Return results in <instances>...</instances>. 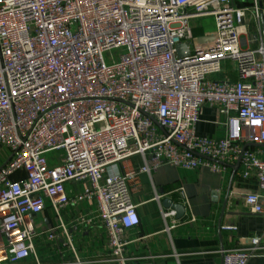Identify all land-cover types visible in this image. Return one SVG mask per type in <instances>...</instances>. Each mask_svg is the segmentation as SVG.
<instances>
[{"label":"built area","instance_id":"2783aa9c","mask_svg":"<svg viewBox=\"0 0 264 264\" xmlns=\"http://www.w3.org/2000/svg\"><path fill=\"white\" fill-rule=\"evenodd\" d=\"M261 1L0 0V145L9 149L0 166V264H64L23 263L33 251L34 216L45 198L59 212L92 196L113 256L129 264L122 234L140 223L129 185L164 164L219 171L243 163L242 176L253 170L259 185L244 203L264 214V157L244 147L264 145ZM250 14L256 48L246 46ZM204 16L215 30L195 38L192 21ZM113 50L122 51L107 62ZM225 60L235 63L237 80L215 77ZM205 104L227 116L226 137L197 134ZM135 155L144 163L123 170ZM73 180L91 184L72 199ZM262 249L254 237L224 251L223 264H247Z\"/></svg>","mask_w":264,"mask_h":264},{"label":"crops","instance_id":"0c3cea01","mask_svg":"<svg viewBox=\"0 0 264 264\" xmlns=\"http://www.w3.org/2000/svg\"><path fill=\"white\" fill-rule=\"evenodd\" d=\"M234 2L239 6L252 4V0ZM247 22L253 40L246 46L256 48L261 37L256 35L257 24L251 14ZM213 32L214 29H208L197 38ZM215 77L237 80L235 63L225 60L222 72ZM229 130L227 116L220 114L214 105L205 104L196 126L197 134L219 139L226 137ZM244 147L264 157L263 144ZM8 157L9 149L0 145V166ZM143 163V157L135 155L124 160L121 168L139 169ZM237 163L224 165L219 171L207 166L186 169L164 164L151 173L138 174L129 190L140 223L122 234L126 242L123 256L129 264H223L224 251L246 248L254 237H260L264 247V214L250 211L244 203L246 193L259 191L258 180L253 170L248 178L243 177L245 166L240 163L235 170ZM90 184L89 180H73L66 183V188L73 199ZM165 199L181 203L185 207L184 216L178 218L173 208L165 207ZM96 210L95 196L75 199L59 212L51 199L45 198V208L34 216L37 232L32 240V254L23 263L38 259L44 263L120 264L113 256L109 232ZM171 211L175 213L170 214ZM83 218L92 221L82 222ZM61 223L68 229V237L62 232ZM247 264H264V249Z\"/></svg>","mask_w":264,"mask_h":264},{"label":"water","instance_id":"95a60500","mask_svg":"<svg viewBox=\"0 0 264 264\" xmlns=\"http://www.w3.org/2000/svg\"><path fill=\"white\" fill-rule=\"evenodd\" d=\"M260 6L263 8L261 12V24L264 27V1H261ZM204 40L205 38H201ZM187 49V45L184 43H180L177 45V53L180 57H185L184 50ZM240 162H238L235 166L234 169L237 170L239 167ZM164 206L167 208H173L176 211V215L178 218L184 216L185 214V207L181 203H174L170 199H165L163 202Z\"/></svg>","mask_w":264,"mask_h":264},{"label":"rangeland","instance_id":"374dc122","mask_svg":"<svg viewBox=\"0 0 264 264\" xmlns=\"http://www.w3.org/2000/svg\"><path fill=\"white\" fill-rule=\"evenodd\" d=\"M214 22V23H213ZM193 25V35L195 38L198 37L199 33L204 32L208 29H214L215 30V21L212 16H204V17H199L196 18L192 21ZM122 50H113L112 54H105L106 61H110V56H118L119 53Z\"/></svg>","mask_w":264,"mask_h":264}]
</instances>
